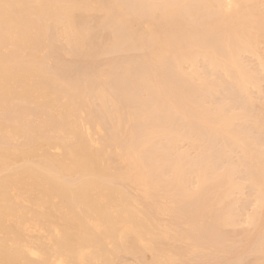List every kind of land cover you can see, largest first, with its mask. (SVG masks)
Here are the masks:
<instances>
[{
    "label": "bare ground",
    "instance_id": "1",
    "mask_svg": "<svg viewBox=\"0 0 264 264\" xmlns=\"http://www.w3.org/2000/svg\"><path fill=\"white\" fill-rule=\"evenodd\" d=\"M245 6L243 0H0V264H126L125 255L135 258L132 264H166L230 244L225 227L235 221L236 206L229 194L242 186L232 169L212 167L216 141L226 154L233 145L227 138H235L264 208V147L255 148L237 123L250 121L248 92L258 82L241 53L255 52L264 39L261 9L258 16ZM58 48L87 60L125 55L75 72L77 64L55 60ZM134 51L143 54L134 58ZM198 56L223 68L251 99L240 115L233 105L215 109L213 102L217 121L209 111L207 117L218 128L198 113L208 131L193 119L199 82L206 81L198 76L199 88L191 82ZM184 64L196 76L187 77ZM182 140L198 152L196 160L177 149ZM214 182L225 194L234 188L222 206L220 193L217 208ZM174 212L176 222L160 221ZM256 213L251 226L261 223ZM262 237L250 248L259 255L251 264H264Z\"/></svg>",
    "mask_w": 264,
    "mask_h": 264
},
{
    "label": "rangeland",
    "instance_id": "2",
    "mask_svg": "<svg viewBox=\"0 0 264 264\" xmlns=\"http://www.w3.org/2000/svg\"><path fill=\"white\" fill-rule=\"evenodd\" d=\"M245 1H247V0H243V6H245ZM260 2H259V4L260 5H256L255 3H257L258 4V1L257 0H249L248 1V5H247V3H246V8H248V7H250V8H248V9H250V11H257V10H260L261 9V11H262V15L264 16V0H259ZM263 5V6H262ZM252 6V7H251ZM256 6V7H255ZM259 6V7H258ZM232 9H234L235 7H231ZM257 8V9H256ZM260 8V9H259ZM232 9H231V11H232ZM253 9V10H252ZM255 9V10H254ZM233 11H235V10H233ZM246 11V10H245ZM248 11V10H247ZM254 12V14H256V15H260V12H258V14H257V12ZM260 16V17H263V16ZM262 41V42H261ZM257 42H259V43H257V44H259V45H257V46H259L258 47V49L260 48H262V50L261 51H259L258 49H254L253 51H255V52H257V51H259V54H253V53H255V52H250L249 50V52L248 51H246L247 52V54L245 53V52H243V53H241V56H243V62L244 63H241V64H243V66L245 65V69L247 68V69H249V71L247 72V70H246V72L247 73H249L250 72V74H251V72H252V75H254L255 74V76H254V79H255V77H258V82H256L257 80H252L251 79V81L253 82H256V84H257V87H255L256 85H254L255 83H252V85H251V91L249 90V88H248V91H250V92H248V93H250L251 94V96L253 97V105L251 106V110H249L247 113L249 114V118H251L250 119V121L249 122H247L248 120L247 119H249L248 117L246 118V121H245V123H246V127H243L244 125L242 124V122H243V120H239V121H242V122H237V123H240L239 124V127L240 128H238V130H240L241 128H244L243 130H245V129H247V130H245L244 132H247V135H248V138H250V141H251V143L253 142V144H254V146H255V148H262V147H264V127H261V129L260 128H258V127H256V124H257V121L258 120H260L261 119V112H260V110H263L264 111V68L262 67V66H264V62L261 64L260 62H262V58L264 57L263 55V53H264V39L261 37V39H260V37L258 38V40H257ZM58 44H61V43H58ZM260 45H262L261 47H260ZM257 46H256V48H257ZM245 53V54H244ZM142 54H143V52L141 51H134V52H131L129 55L131 56H133L134 58H137V56L138 57H140V55L142 56ZM242 54H244V55H242ZM120 55L122 56V55H125V54H119V53H114V54H111V55H107V56H102V57H99V58H95V59H92V60H87V59H84V58H74L73 56H70V55H68V54H63L62 52H61V50H60V48H58V50H57V52L54 54V58H55V60H60V61H63V62H66V63H70V64H77V65H74L73 66V70L75 71V72H79L80 70H82L83 68H85V67H90V68H94V67H97V66H100V65H103V64H106L107 62H110V61H113V60H115V59H117V58H119L120 57ZM262 55V56H261ZM260 56H261V58H260ZM197 58H199V60L197 59V62H195L196 64H192V66L193 65H195V66H193V68H194V70L195 71H199V74L196 76V73H198V72H194V70L192 69V67H191V65L190 64H184L183 65V71L186 73L185 75H187V77L188 76H190L191 74H189V73H192V74H194V76H196V79H195V77H191V80L193 79L194 81L195 80H199L200 81V79L201 80H204V79H206V81L204 80L203 82L202 81H198L199 83H200V86H201V88H202V91H204V93L202 92V91H200L201 89L199 88L200 86H199V83H197V84H195L196 83V81L194 82V81H191L192 83H194V86L196 87L197 85V88H199L198 90L200 91H198V97L197 98H199V99H197L196 97V100H197V103L196 104H193V109L191 108L192 106H190V109H192V110H195V112H194V114H196V115H193V119H194V116H195V119L194 120H198V121H200L201 120V122H202V119H200V117H198L197 115H198V113H200L199 114V116L201 115V118H202V115H204L205 113H206V115H205V117H203V120H204V118H205V120H204V122L206 121V124H208L210 127L212 126V127H215V128H218L219 127V125L217 124V125H215V124H210L209 122H210V119L212 120V119H214V117H213V112H214V109H213V107H214V103H216L217 104V107H214L215 109L216 108H218L219 106H221V105H223V104H228V105H226L225 104V106H226V108H227V106H229V105H233L232 106V108H234L233 110L235 111V112H237L238 111V115H240L239 113H240V111H242L241 110V107L242 108H245L246 106V102H248V103H250L248 100L250 99H247L248 97H250V95H247V93H244V92H241L240 90H238V89H240V87H237L238 86V84H236V80L234 81V80H232L231 79V77L228 79L226 76H224L223 75V72L224 73H226L225 75H227V72H225V71H223V68H221L222 70H220L219 69V67H218V69L216 68V69H214L215 67H211V66H209L207 63H206V61H205V59L203 58L202 59V56L200 57V56H198ZM260 58V59H259ZM264 59V58H263ZM204 60V61H203ZM261 60V61H260ZM203 61V62H202ZM264 61V60H263ZM205 62V63H204ZM258 63H260L261 64V67L259 66L260 64H258ZM205 64H206V66H205ZM242 66V67H243ZM185 67V68H184ZM212 69H211V68ZM234 67V66H233ZM207 68V69H206ZM236 68V67H235ZM234 68V69H235ZM192 69V70H191ZM198 69V70H197ZM233 69V68H232ZM234 69H233V71H234ZM245 69H243V70H245ZM224 70H226V69H224ZM238 70V68H236V71ZM200 71H201V73H200ZM216 71V72H215ZM183 72V73H184ZM189 75H188V74ZM213 73V74H212ZM215 74V75H214ZM214 77H213V76ZM198 76H202L201 78H199V79H197L198 78ZM209 76V77H208ZM213 79H212V78ZM226 77V78H225ZM229 77V76H228ZM190 78V77H189ZM253 78V77H252ZM208 80V81H207ZM211 80H212V83H213V81H217L214 85H219V88L216 86L215 88H211V89H209L210 87H206V89H205V83H209V82H211ZM219 80V81H218ZM221 81V82H220ZM201 82L203 83L202 85H201ZM193 85V84H192ZM254 85V86H253ZM203 86V87H202ZM238 88V89H237ZM215 89V90H214ZM208 91V93L206 94V92ZM203 93L202 95H200V93ZM252 92V93H251ZM244 93V94H243ZM199 95L201 96V97H199ZM205 95V96H204ZM247 95V98L246 97H244V96H246ZM203 96V97H202ZM205 97V98H204ZM251 97V98H252ZM201 98H202V100H203V102L205 103V107L204 106H202L204 103L203 102H201L202 100H201ZM246 98V99H245ZM204 100H206V101H204ZM246 100V101H245ZM251 100V99H250ZM210 101L212 102V103H210ZM196 102V101H195ZM199 102V103H198ZM214 102V103H213ZM248 103H247V105H248ZM198 104V105H197ZM200 104V105H199ZM215 104V105H216ZM192 105V104H191ZM212 105V106H211ZM196 106H197V108L198 109H195L196 108ZM198 106H200V107H198ZM209 106H211L212 107V109L213 110H209L208 108H211V107H209ZM235 106V107H234ZM244 106V107H243ZM250 106V105H249ZM223 107V106H222ZM199 108H204V109H206V110H202V111H206V112H203V114H201L202 113V111L199 109ZM225 108V109H226ZM230 108V107H229ZM229 108L228 109H226V110H229ZM259 108H260V110H259ZM198 110H200L201 112H199ZM225 110V111H226ZM240 110V111H239ZM244 110V109H243ZM210 112L209 114H211V118L209 119L208 117H207V112ZM213 111V112H212ZM234 111H232L233 112V114H234ZM212 112V113H211ZM229 112H231V108H230V111ZM243 112V111H242ZM260 112V113H259ZM226 113H228V111L226 112ZM237 114V113H236ZM251 114V115H250ZM238 115H234V116H238ZM210 116V115H209ZM229 116H232V113H231V115H230V113H229ZM259 116V117H258ZM199 119H198V118ZM256 118L258 119V120H256ZM206 119H209V120H206ZM235 119H238V118H235ZM254 119V120H253ZM245 120V119H244ZM217 121V119L215 118L214 119V122H216ZM251 121H253V122H251ZM199 123V122H198ZM234 123V122H233ZM235 123H236V120H235ZM236 123V124H237ZM215 125V126H214ZM243 125V126H242ZM208 126V127H209ZM233 126H236V125H232V128H235V127H233ZM238 126V125H237ZM237 126H236V128L235 129H237ZM263 126H264V124H263ZM204 127H205V129H204ZM207 126H205V124L202 122V124H201V128L200 129H202L203 131H208L207 130V128H206ZM208 129H210V128H208ZM223 132L221 129H219V132ZM226 131H229V130H225V132ZM241 131H242V129H241ZM232 132V131H231ZM226 133H224V135L223 136H225L226 137V135H225ZM229 135L231 134L230 133V131H229V133H228ZM228 134H227V136H228ZM220 135H222V134H220ZM232 135V134H231ZM222 136V137H223ZM212 136H208V135H206V137H205V140H206V138H207V141L209 140V139H212V140H215L216 141V139H214V137H212ZM228 137H231V136H228ZM227 138V137H226ZM226 138H224V139H226ZM227 139H229V140H227ZM226 140L227 141H229V143L230 142H233V143H230L232 146H231V149H230V151L232 152H230L229 150V152H227L228 153V157L226 158V157H222V155L224 154V152H223V154L221 153L222 151H220L221 150V148L219 149V146H217L218 145V141H216L217 142V144L213 141V143L212 144H214L215 143V145H214V149L212 148V150L213 151H215V152H211V153H214V154H210V158H211V165H212V167H214L217 171H220V173H223V172H229L228 170L230 169V171H231V169L233 170V172H235V173H233L232 171V174H233V176L235 177V178H233V182H234V184L236 185V184H239V185H241L242 187H240L241 188V190L240 189H238V191H240L239 193L237 192V190H235L234 188H232L231 190L233 191V189H234V191H236V192H232V191H228L229 193H231L232 192V194H229L228 192H226V194H229V196H230V200H231V198H232V195H234L233 196V198H232V204H233V206H232V209H233V207L234 206H236V207H234V215L235 216H232V217H234V219L233 220H235L234 222H232L231 223V225H229L228 227H225V229H226V234H227V237H228V240H227V242L226 243H230V244H227L226 246L225 245H223V247L225 246V248L223 249L222 248V246H219V244L217 245V244H215L214 245V247L212 246L211 247V249H210V251H207L208 252V254H206L205 252V256L202 258H197V259H195V258H193V259H187L188 257L190 258V256H186V258L184 257H182V258H180L181 260L180 261H178L179 259H177V258H174L175 259V263L174 262H171L172 261V259H170L171 261V264H229L230 262H233V264H237L236 263V261H237V257H242V258H244V260H243V263H246V264H248V263H250L251 264V262L253 263V260L254 259H257V257L259 258V255H254V253H250V248L252 247V245H253V243L255 242V240H258V239H260V238H263L262 236H264V208H262V207H258V206H260V205H258L259 203H260V201H259V199H257V192H256V188H255V186L254 185H251V183H249V181L247 180V173H246V171H245V167L243 166L242 167V163L243 162H241V159H243L242 158V156H243V153H242V150H241V148H238L239 146L238 145H236V144H234V142L236 141L235 140V138H227ZM231 140H233V141H231ZM208 142H210V141H208ZM181 143V144H180ZM180 143H178L179 144V146L177 147V149H179V148H181L183 151L184 150H186L188 153H187V155H189L188 156V159L189 158H191V160H194L197 156H198V152H196L197 154H194L193 155V152L195 153V151H193V149L190 147V145H189V142L188 141H186V140H182V142L180 141ZM186 143V144H185ZM220 144V143H219ZM182 145V146H181ZM234 145H236V146H234ZM260 145V146H259ZM261 145H263V146H261ZM238 146V147H237ZM253 146V147H254ZM257 146V147H256ZM218 147V148H217ZM180 149V150H181ZM216 149V150H215ZM236 150V151H234V150ZM239 150V151H238ZM241 150V151H240ZM177 151H179V150H177ZM182 151V152H183ZM192 151V152H191ZM211 151V150H210ZM210 151H209V153H210ZM264 151V150H263ZM180 152V151H179ZM181 152V153H182ZM217 152V153H216ZM184 153V152H183ZM226 153V152H225ZM226 153V154H227ZM262 153H264V152H262ZM226 154H224V155H226ZM241 154V155H240ZM191 155H192V157H191ZM197 155V156H196ZM216 155V156H215ZM195 158H194V157ZM230 156V157H229ZM213 157V158H212ZM217 157V158H216ZM220 157V158H219ZM198 158V157H197ZM196 158V159H197ZM241 158V159H240ZM195 159V160H196ZM262 159H264L263 157H262ZM190 160V159H189ZM219 160V161H218ZM222 160V161H221ZM221 161V162H220ZM240 161V162H239ZM242 165H241V164ZM215 165V166H214ZM245 168V169H244ZM220 169H222V171L224 170V169H227V170H224L223 172L220 170ZM244 169V170H243ZM238 171V172H237ZM245 171V172H244ZM235 174V175H234ZM244 174V175H243ZM246 175V176H245ZM243 177H245V178H243ZM216 178V177H215ZM213 179V178H212ZM217 179V178H216ZM215 179V180H216ZM194 181H195V179H193ZM214 180V179H213ZM213 180H211L212 182H213ZM214 180V181H215ZM235 180L237 181V183L235 182ZM217 181V180H216ZM215 181V182H216ZM246 181V182H245ZM192 182V181H191ZM189 183L190 185V187H192V183H194V184H196V181L195 182H192V183ZM215 182L213 183V191H214V193H215V190L217 191L218 189H216V186H217V188H219V185H218V183L216 184V186H214V184H215ZM194 184H193V186H194ZM196 186V185H195ZM195 186H194V188H195ZM197 187V186H196ZM215 187V188H214ZM238 187V186H237ZM190 189H192V191H195L196 190V188H195V190L193 189V187L192 188H190ZM215 189V190H214ZM223 189V191H226L225 189L226 188H222ZM221 189H219V191H217V193H215V195H216V199H214L215 198V195H214V198H213V203H212V205L214 206H212L213 208H217V207H219L220 206V204L218 205V204H215L216 203V201L218 202V201H220L221 202V198L223 199V197L224 196H226V194L225 193H223V191L221 192L220 191ZM191 193H193V192H191ZM220 193H221V196H220ZM238 193V194H237ZM223 195V196H222ZM221 197V198H218V197ZM256 198V199H255ZM218 199H220V200H218ZM227 200V198L225 197L223 200H222V202H221V206L223 205L222 203L224 202H226V201H224V200ZM233 199H234V201L235 202H237V203H235L234 201H233ZM216 200V201H215ZM256 200H258L259 201V203H258V201L256 202ZM235 204H234V203ZM257 205V206H256ZM264 205V204H263ZM258 207V208H257ZM264 207V206H263ZM255 208V209H254ZM237 210V211H236ZM177 212V211H176ZM255 212H257V213H260V212H262L261 214H263V215H260V217L257 215V213L255 214V216H256V218H255V216H254V219H256V220H254V222L256 221V222H259V221H257L258 219L257 218H261V223L259 222V223H254V222H252V224L254 223L255 225H252L251 226V224H249V223H251L250 221L252 220H250V216L252 215V214H254ZM175 214H177V213H172V214H163V215H167V216H170V217H167V216H163V217H161V215L159 216V217H161L160 218V221H161V219H163L164 217V219L165 220H167L168 222H176L177 221V219L175 220L174 218H177L178 217V214H177V216L175 215ZM173 215H175L174 217H173ZM258 216V217H257ZM180 217V216H179ZM249 220H247V219ZM252 218H253V216H252ZM159 219V218H158ZM239 219V220H238ZM171 220V221H170ZM174 220V221H173ZM163 222H164V220H162ZM161 221V222H162ZM162 222V223H163ZM166 222V221H165ZM247 222V223H246ZM234 223V225L232 226V224ZM250 225V226H249ZM263 225V226H262ZM254 226V227H253ZM251 227V228H250ZM259 230V231H258ZM244 232V233H243ZM255 234V235H254ZM247 237V238H246ZM246 238V239H245ZM243 239V240H242ZM248 239V240H247ZM229 241V242H228ZM240 241V242H239ZM241 242H242V244H241ZM246 242V243H245ZM231 243H232V246H231ZM247 243H249V244H247ZM178 243H176V245H177ZM181 243H179L178 245L179 246H186V245H184L183 243L180 245ZM177 245V246H178ZM229 245V246H228ZM234 245V246H233ZM236 245H237V247H236ZM246 246V247H245ZM248 246V247H247ZM243 248V249H242ZM221 250H223V251H221ZM248 250V251H247ZM216 253V254H215ZM223 253V254H222ZM249 253V254H248ZM221 254V255H220ZM225 254V255H224ZM148 256H146V258H148V259H150V255L149 254H147ZM208 255V256H207ZM229 255V256H228ZM233 255V256H232ZM235 255L237 256V257H235ZM255 256H257V257H255ZM122 257H124V258H121V260L122 259H124L123 260V262H125L126 264H127V262L129 263V264H132L133 262H134V257H133V259H132V257H129L128 255H125V256H122ZM127 257V258H126ZM220 257H222V258H220ZM128 260H126V259ZM131 258V259H130ZM205 258V259H204ZM261 258V257H260ZM147 259V260H148ZM173 259V260H174ZM185 259V260H184ZM187 259V260H186ZM131 260V262H129ZM133 260V261H132ZM200 260V261H199ZM222 260V261H221ZM256 261V260H255ZM169 262V259L167 260V262H166V264ZM169 262V263H170ZM190 262V263H189ZM195 262V263H194ZM198 262V263H197ZM168 263V264H169Z\"/></svg>",
    "mask_w": 264,
    "mask_h": 264
}]
</instances>
